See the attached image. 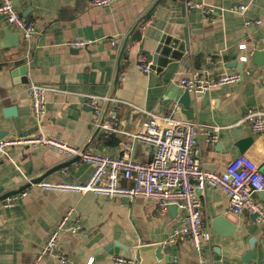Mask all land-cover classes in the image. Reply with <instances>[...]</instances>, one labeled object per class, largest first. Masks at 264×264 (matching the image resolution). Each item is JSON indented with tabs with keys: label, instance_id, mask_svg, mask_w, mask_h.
<instances>
[{
	"label": "crops",
	"instance_id": "0c3cea01",
	"mask_svg": "<svg viewBox=\"0 0 264 264\" xmlns=\"http://www.w3.org/2000/svg\"><path fill=\"white\" fill-rule=\"evenodd\" d=\"M89 1L17 0L15 8L23 18L36 22V32L29 43L12 40L0 50L3 139L42 136L116 157L129 148L133 160L150 161L151 147L131 143L118 133L96 132L86 98L94 95L121 101L103 106L104 114L116 110L121 125L130 117L142 121L140 114L126 106L132 104L158 116L221 127L214 144L200 135L198 149L206 171L223 173L240 154L257 162L264 159V133H254L250 122H244L251 112L264 113V67L253 70L251 63L253 51L264 49V0H114L106 8H92ZM239 5L248 6L243 16L229 12ZM247 20L261 23L246 26ZM2 28L14 32L0 18ZM74 41L90 44L73 49L69 43ZM239 45L245 49L240 50ZM241 57H246L245 63ZM147 62L152 67L149 73L142 69ZM235 63L243 65L241 80L209 91L206 107L198 106L204 95L191 94L194 113L192 120L187 119L175 100L176 92L182 90L179 81L191 73L212 79L239 75ZM21 67L25 72L14 74ZM32 83L62 91L46 94V112L39 121L32 116L27 94ZM214 101L217 103L211 107ZM6 109H15L14 116L5 115ZM247 138L252 143L240 153L237 144ZM92 170L91 165L40 146L12 147L0 157V197L25 193L11 207L2 205L7 198L0 201V264H64L49 256L36 261V256L70 209L82 231L72 234L64 230L59 235L67 264H114V257L133 260L132 247L154 243L162 244L173 259L170 264L264 262V221L252 219L253 209L234 215L218 189L195 192L210 233L209 242L197 252L188 241L170 240L172 230L183 226L182 213L162 211L153 199H106L91 193L43 191L30 184L41 177L49 183H85ZM252 201L264 213V193L254 194ZM222 213L235 226L231 239L212 230L211 222ZM93 238L100 239L88 248ZM250 239L255 240L252 250ZM113 241L129 251L113 247L93 255L95 249ZM247 252L251 257L243 262Z\"/></svg>",
	"mask_w": 264,
	"mask_h": 264
},
{
	"label": "built area",
	"instance_id": "2783aa9c",
	"mask_svg": "<svg viewBox=\"0 0 264 264\" xmlns=\"http://www.w3.org/2000/svg\"><path fill=\"white\" fill-rule=\"evenodd\" d=\"M113 2L114 0H90L89 6L106 8ZM247 8V5H239L230 8L229 12L243 16ZM0 17L18 33L22 42H30L36 32V22L23 18L11 0L0 2ZM260 23V21L252 23L247 20L245 25ZM109 42L114 47L118 45L114 39H110ZM89 44L84 41H74L69 43V46L73 49H83ZM238 48L244 50L245 45H239ZM240 61L245 63L246 57H241ZM142 69L145 73H149V62L142 64ZM240 80L241 76L238 74L212 79L198 73H191L183 77L178 86L197 96L225 85L238 83ZM49 92L62 91L35 83L27 88L31 113L36 121H39L46 112V94ZM86 98L92 109L94 129L118 133L129 138L131 143H141L151 147L152 159L146 163L137 162L131 157L129 148L117 157L102 155L95 151L87 152L57 139L42 136L24 140L1 139L0 157L7 155L12 147L40 146L54 150L66 159L77 158L93 168L85 183L41 181L36 184V187L43 191L80 195L91 193L106 199H153L162 211H165L167 206H176L182 213L183 226L172 230L170 240L188 241L197 252L204 243L209 242L210 233L202 221L200 203L195 199L196 191H202L205 188L218 189L226 196L230 212L234 215L240 216L244 211L253 209L259 220L264 221V213L252 201L254 194L264 193V159L257 162L245 154H240L227 165L223 173L206 171L202 167L198 149L200 135L204 136L206 143L214 144L221 127L200 125L170 116H158L126 103L130 111L140 114L143 119L139 121L135 117H130L124 125H121L116 117L115 109L107 114H104L103 109L105 104L121 101L94 95H87ZM104 118H107L108 122H105ZM244 122H250L254 133H264V113L251 112ZM24 195L25 193L11 196L2 205L11 207L15 205L19 197ZM64 230L72 234L82 231L80 224L73 221L71 209L65 212L49 233L36 256V261L49 256L61 263H68L67 256L59 247V235ZM112 261L114 264H134L132 259L122 257H114Z\"/></svg>",
	"mask_w": 264,
	"mask_h": 264
},
{
	"label": "water",
	"instance_id": "95a60500",
	"mask_svg": "<svg viewBox=\"0 0 264 264\" xmlns=\"http://www.w3.org/2000/svg\"><path fill=\"white\" fill-rule=\"evenodd\" d=\"M13 5L16 7L17 6V0H14ZM1 18V17H0ZM14 40L15 42L18 43L19 41V35L16 31L12 32L8 28H2L0 29V50L6 49L9 47V43ZM16 45V44H15ZM251 63L253 70H256L257 68L264 67V49L263 50H254L252 55H251ZM239 75L242 73V68L243 65L241 63H235V66ZM152 67L150 66V69ZM21 73L25 72V67H21L19 70H15V73ZM26 82V81H25ZM191 94L185 90H178L176 92V97L175 100L180 104L183 108L184 114L187 119L192 120L193 119V113L194 109H190V102H191ZM208 94H204V96L200 99L198 102L199 107H206L208 104ZM216 101L211 102V107L216 105ZM5 115H8L9 117L14 116L15 114V109H6L4 112ZM99 130L96 132L98 133ZM4 132H0V140L3 139L4 137ZM252 143V140L250 138L244 139L240 143L237 144L239 147L240 153H243L247 147ZM73 160H79L77 158ZM44 177H41L40 179H37L36 181L31 182V185H36L40 183ZM20 192V191H19ZM17 193V192H16ZM15 193H9L5 194L0 197V201L14 195ZM167 211L173 215L177 213V208L176 206L170 205L167 206ZM258 217L257 214H254L252 219L256 220ZM212 230L216 232L217 234L221 235L224 239H231L232 233L235 230V226H233L231 223H229L224 217L223 213L217 215L213 221L211 222ZM100 239V238H98ZM97 238L91 239L87 247L91 248L98 242ZM254 244L255 240L250 239L249 241V248L252 250L254 249ZM117 247L119 249H122L125 252L129 251V248L124 247L120 243L113 241L111 243H108L107 245H104L103 247H100L98 249H95L93 251V255H99L103 254L107 251H109L111 248ZM131 251L133 253V261L134 264H170L173 262V259L168 256L164 251H163V246L160 243H154V244H145V245H137L131 248ZM214 253L218 255V249H214ZM251 257V252H247L245 256L243 257L242 261L247 262Z\"/></svg>",
	"mask_w": 264,
	"mask_h": 264
}]
</instances>
